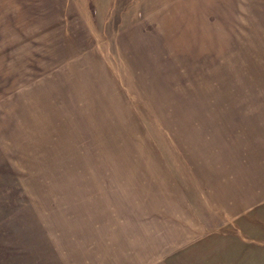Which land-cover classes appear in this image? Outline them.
Wrapping results in <instances>:
<instances>
[{
  "label": "rangeland",
  "instance_id": "374dc122",
  "mask_svg": "<svg viewBox=\"0 0 264 264\" xmlns=\"http://www.w3.org/2000/svg\"><path fill=\"white\" fill-rule=\"evenodd\" d=\"M69 2L0 0V264H264V0Z\"/></svg>",
  "mask_w": 264,
  "mask_h": 264
},
{
  "label": "crops",
  "instance_id": "0c3cea01",
  "mask_svg": "<svg viewBox=\"0 0 264 264\" xmlns=\"http://www.w3.org/2000/svg\"><path fill=\"white\" fill-rule=\"evenodd\" d=\"M70 6L75 10L89 12L90 4L93 5L92 17L84 14V22L80 26L138 29L146 26L149 21V5L156 0H69ZM71 8V7H70ZM88 22V23H87ZM228 215V216H227ZM229 217V214H226Z\"/></svg>",
  "mask_w": 264,
  "mask_h": 264
},
{
  "label": "bare ground",
  "instance_id": "6f19581e",
  "mask_svg": "<svg viewBox=\"0 0 264 264\" xmlns=\"http://www.w3.org/2000/svg\"><path fill=\"white\" fill-rule=\"evenodd\" d=\"M223 207H224V206H223ZM223 207H222V208H223ZM225 207H226V206H225Z\"/></svg>",
  "mask_w": 264,
  "mask_h": 264
}]
</instances>
